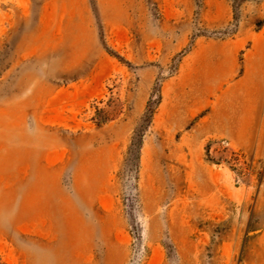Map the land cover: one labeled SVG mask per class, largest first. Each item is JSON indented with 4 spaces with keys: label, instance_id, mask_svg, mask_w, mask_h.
<instances>
[{
    "label": "rangeland",
    "instance_id": "1",
    "mask_svg": "<svg viewBox=\"0 0 264 264\" xmlns=\"http://www.w3.org/2000/svg\"><path fill=\"white\" fill-rule=\"evenodd\" d=\"M0 264H264V0H0Z\"/></svg>",
    "mask_w": 264,
    "mask_h": 264
}]
</instances>
